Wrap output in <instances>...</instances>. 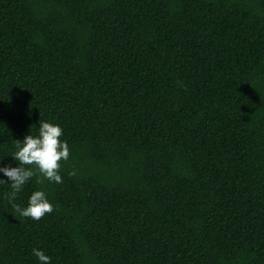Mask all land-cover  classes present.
Listing matches in <instances>:
<instances>
[{
    "label": "trees",
    "instance_id": "obj_1",
    "mask_svg": "<svg viewBox=\"0 0 264 264\" xmlns=\"http://www.w3.org/2000/svg\"><path fill=\"white\" fill-rule=\"evenodd\" d=\"M39 121L63 182L0 184V264H264V0H0L4 165Z\"/></svg>",
    "mask_w": 264,
    "mask_h": 264
},
{
    "label": "clouds",
    "instance_id": "obj_2",
    "mask_svg": "<svg viewBox=\"0 0 264 264\" xmlns=\"http://www.w3.org/2000/svg\"><path fill=\"white\" fill-rule=\"evenodd\" d=\"M37 129L36 135L30 133L22 141H16L17 151L11 155L16 166L4 165L3 159H0V184H10L12 189L8 194L9 203L20 217L34 221H39L45 215L51 214L54 211L53 204L44 191L37 190L30 195L27 206L24 207L15 203L17 194L33 176H37L38 184H42L44 180L62 183L59 173L60 162H66L70 156L67 142L60 139L63 135L60 125L39 121ZM33 254L40 264H51V257L43 250L33 249Z\"/></svg>",
    "mask_w": 264,
    "mask_h": 264
}]
</instances>
